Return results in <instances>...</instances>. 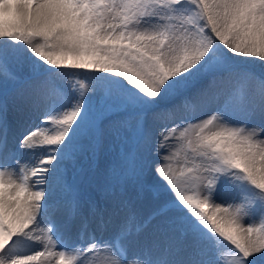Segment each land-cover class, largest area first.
I'll return each instance as SVG.
<instances>
[{"label":"snow or ice","instance_id":"6c2138e0","mask_svg":"<svg viewBox=\"0 0 264 264\" xmlns=\"http://www.w3.org/2000/svg\"><path fill=\"white\" fill-rule=\"evenodd\" d=\"M257 64L264 0H0V89L37 112L10 147L0 100V264H264Z\"/></svg>","mask_w":264,"mask_h":264},{"label":"rangeland","instance_id":"374dc122","mask_svg":"<svg viewBox=\"0 0 264 264\" xmlns=\"http://www.w3.org/2000/svg\"><path fill=\"white\" fill-rule=\"evenodd\" d=\"M253 70L256 72L264 71L261 69L260 66L253 65ZM27 73V69L25 68L22 71V75ZM18 89H15L11 86L7 88V90L0 89V100H7L8 105V119L12 126L14 124H19L24 118L25 121H33L31 124H35L37 122L36 116L37 112L30 108L29 105L22 103L18 97ZM254 124L260 125L259 120H254ZM11 135V133H10ZM9 135V136H10ZM11 138V137H10ZM113 146L111 145L110 141H106L104 145V151L101 154L100 158V167L99 170L96 172L89 173L86 177L80 178L77 176V181L81 185V191L85 199L89 196L93 198L99 197L101 201H103L104 197L103 194L99 191L98 184L102 183V174H103V167L108 159L111 158L113 152ZM19 155H24L23 153H19ZM180 159H183V153H181ZM85 167L87 165L85 164ZM152 185V178H149L145 182V186L143 190L139 188V186L129 185L127 198L131 201L134 210L141 216L148 215L153 206L154 200V190L151 187ZM224 199H227V195L225 194ZM216 202H221V194L218 193ZM37 250H40L37 246Z\"/></svg>","mask_w":264,"mask_h":264},{"label":"bare ground","instance_id":"6f19581e","mask_svg":"<svg viewBox=\"0 0 264 264\" xmlns=\"http://www.w3.org/2000/svg\"><path fill=\"white\" fill-rule=\"evenodd\" d=\"M33 123V121H25L24 118H22V121L19 122V124H14V126H12V132L11 135L9 136V141H10V147H14L15 144L18 143V139H13V137H19L21 135V133H23L25 131V129H27L29 127V125ZM11 137V138H10ZM20 158L21 159H24V155H20ZM37 246L38 248L40 249V246L39 244H37L35 246V249L34 250H37Z\"/></svg>","mask_w":264,"mask_h":264}]
</instances>
